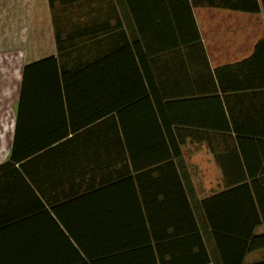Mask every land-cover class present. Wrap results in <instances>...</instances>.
<instances>
[{"label": "crops", "instance_id": "1", "mask_svg": "<svg viewBox=\"0 0 264 264\" xmlns=\"http://www.w3.org/2000/svg\"><path fill=\"white\" fill-rule=\"evenodd\" d=\"M16 1L8 24L45 27L49 41L54 22L67 43L59 52L37 34L0 52V163L18 111L23 146L57 135L62 121L73 140L66 157L35 164V178L0 179V264H223L209 218L246 234L257 217L252 232L264 234V1L246 10L255 0H71L55 8L62 23L46 0ZM114 51L115 63L71 78L78 58ZM51 55L67 60L70 93L83 82L80 102L53 99L43 66L25 71ZM109 76L132 96L115 132ZM65 200L71 243L47 205ZM261 258L249 251L243 262Z\"/></svg>", "mask_w": 264, "mask_h": 264}, {"label": "trees", "instance_id": "2", "mask_svg": "<svg viewBox=\"0 0 264 264\" xmlns=\"http://www.w3.org/2000/svg\"><path fill=\"white\" fill-rule=\"evenodd\" d=\"M264 1V0H262ZM49 6L52 8L60 5L67 6L71 5V0H48ZM213 3V2H212ZM217 3V2H216ZM258 2L257 0L254 1L253 7L245 6V9H251L255 10L258 9ZM55 26V38L57 40V49L59 52L66 47V44L64 42H61L63 39V35H67V31L63 33L64 30H66V27L62 26ZM66 38V37H64ZM118 53L115 51L112 53H109L105 56H96L94 58H85L82 56L78 58L75 61V67L74 69H71V78L75 76L84 75L85 77L88 75V72L91 69L99 68L100 64L104 62L105 58L108 57L107 60H109V63H115L118 56ZM63 62V63H62ZM67 60L60 61L57 60L54 56H47L39 61H36L30 65L25 66V71L28 70V68L34 66V65H41L44 68L48 69L49 75L53 72L54 76L52 78V84L54 86L53 89V99H56L57 102H80L84 97L87 96L86 93H84L82 86L80 84H83L82 81H76L71 82V93L70 89L68 88V69L66 65ZM45 69V70H46ZM57 72H59V78L57 75ZM91 75V73L89 74ZM113 78L115 77L114 74ZM93 76V75H92ZM46 81V80H45ZM109 84H106V88H108L107 92V102L108 104V118L106 122V130L108 132H115L117 131V122L115 115H119L123 109L130 108V105L128 104L127 107L123 106L125 102H129L130 98L132 96L128 95L129 97L123 98L120 93H118L115 90V87L117 86V82L114 81L109 76ZM96 94L98 97V82H96ZM47 84H51V77H49ZM91 88V86H90ZM94 88V87H92ZM103 87H101L102 89ZM24 89V88H23ZM119 95V97L117 96ZM55 101V100H54ZM20 102L22 101V97L20 98ZM20 109V108H19ZM104 112H102L101 115H105ZM18 115H20V111L17 113V118L15 121V131H14V139L13 144L11 147L10 155L9 157L0 163V179H10V180H24V179H32L35 178L34 171H32V168L36 166L37 163L48 162V157L53 158H63L66 157L65 152L68 150V148H71V126L70 130H68L66 122H61V128L60 131H57V135H51L49 137H43L41 140H30L28 141L27 146L25 145V142L18 139ZM98 115V113L96 114ZM35 124H33V127ZM99 129V123H97V126L91 127L90 131H98ZM70 134V135H69ZM32 143V144H31ZM19 147V148H18ZM25 152V153H23ZM50 152H63L59 153V155L56 156V153L50 154ZM66 199V197H65ZM43 205V204H41ZM47 205L50 207V211L53 213V215L49 214L51 216V219L56 222L54 216L56 219L60 222L61 226L58 224V227L60 228V233L64 236L68 242L71 243V240L69 237H71V220H68L66 217V212L68 210V207H71V200L67 202L65 200L61 203H52L47 202ZM49 211V212H50ZM209 222L211 225V229L213 233L215 234V238L217 241V244L222 251V262L223 264H264V234H254L252 231L254 227L260 222L259 218H253L250 221V224L247 225L246 234H243L242 230L237 229V232H234L232 230H229L227 228H222L217 220L214 218H209ZM68 231L67 233L63 230V228ZM225 231L226 233L229 231L230 234H225L224 237L222 236V233L218 231ZM231 232L234 234H231ZM225 238V239H224ZM234 240V241H233ZM235 245L236 251L234 255L226 254V246H232ZM71 246V245H70ZM254 250H261L262 252V258L258 261H254L252 263H244L243 258L244 255L249 251ZM42 249H36L31 248L28 251L29 255H35L38 257H43L42 254L45 252H41ZM205 260L207 259V256L205 255Z\"/></svg>", "mask_w": 264, "mask_h": 264}, {"label": "rangeland", "instance_id": "3", "mask_svg": "<svg viewBox=\"0 0 264 264\" xmlns=\"http://www.w3.org/2000/svg\"><path fill=\"white\" fill-rule=\"evenodd\" d=\"M24 1V0H21ZM37 3H44L43 0H36ZM46 2L48 3L49 6V2L48 0H46ZM17 1L16 2H12V0H0V52L2 50H5L6 47L8 46H15L18 45L20 43L22 44H27L28 38L31 40V38H33V36L35 35H45V39H43V41L45 42V44H49V43H55V46H57V40L55 38V26H54V22H53V26H52V30L53 33L51 32V34H53V40H46V32L44 31L45 27H35V25L33 26H29V25H15V24H8L7 20L5 18H9L10 15L12 14L13 11H11V9L13 7H15ZM31 3L30 0H26V4ZM45 5V3H44ZM57 7V6H56ZM56 7L51 8L50 6L48 7L50 9V17L52 20H56L58 21L59 19V23H62L63 20L62 19H67L68 17L65 15V17L63 18H58V16H56V14L58 13V11L56 12ZM34 10H30L27 9L25 14H27L28 19H36L39 18L37 17V14L33 15ZM59 14V13H58ZM27 40V42H26ZM62 42V40H61ZM67 42H65L66 44ZM31 44V43H30ZM3 52V51H2Z\"/></svg>", "mask_w": 264, "mask_h": 264}]
</instances>
